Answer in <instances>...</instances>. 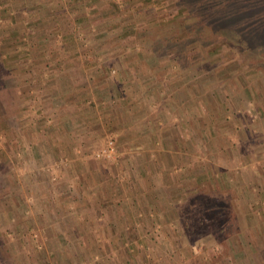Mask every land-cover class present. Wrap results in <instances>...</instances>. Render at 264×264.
I'll use <instances>...</instances> for the list:
<instances>
[{
    "label": "crops",
    "instance_id": "crops-1",
    "mask_svg": "<svg viewBox=\"0 0 264 264\" xmlns=\"http://www.w3.org/2000/svg\"><path fill=\"white\" fill-rule=\"evenodd\" d=\"M1 1L0 157L11 148L18 167L32 172L29 186L44 194L47 184L55 188L50 189L56 194L45 202L60 206L55 215L66 220V231L149 235L153 250L160 243L173 257L177 252L187 259L201 258L199 264L208 256L207 264L212 263L214 251L222 258L220 264L245 260L246 252H261L264 261V210H259L264 203V156L259 148L264 145L259 134L264 103L258 104L251 127L236 113L243 123L237 130V156L257 164L242 168L230 182L234 157L229 159L224 150L215 161V153L233 129L235 118L229 113L244 96L243 89L220 94L209 74L203 78L195 68L176 66L174 53L136 50L130 36L99 35L101 0ZM56 31L63 37L55 45ZM25 33L37 41L45 37L44 50L37 51L40 42L33 38L25 41ZM20 40L22 48L15 46ZM106 134L124 151L117 164L86 156ZM222 160L223 175L212 178ZM175 164L183 172H174ZM53 171L58 177L51 181ZM37 172L45 177L37 178ZM74 173L77 180L71 178ZM70 181L72 191L67 188ZM246 207L257 219L251 243H239L246 234L240 228L231 244L222 223L221 236L210 237L214 233L205 228L207 218L223 219L233 210V217L245 219ZM75 219L83 220L73 227ZM163 234L174 241L163 239L164 245L152 237ZM186 235L188 240L182 241ZM113 244L111 240L106 246ZM153 257L154 264L161 263L157 254Z\"/></svg>",
    "mask_w": 264,
    "mask_h": 264
},
{
    "label": "rangeland",
    "instance_id": "rangeland-1",
    "mask_svg": "<svg viewBox=\"0 0 264 264\" xmlns=\"http://www.w3.org/2000/svg\"><path fill=\"white\" fill-rule=\"evenodd\" d=\"M2 4L0 0V9ZM97 13L96 16L102 21L99 24L101 28L99 35L111 33L114 37L130 36L133 42H137L134 45L136 50L154 49L174 53L176 66L195 68L198 76L203 78L209 74L207 75L211 77L209 80L214 82L216 88L222 90L220 94L227 90L234 91L236 88L244 90V96L242 99L239 98L240 102L237 107L235 106L229 113L230 117L234 115L235 118L231 125L233 129H229L228 138L222 140L223 147L215 153L217 156L215 161L223 155L224 150L229 159L234 157L230 160L233 169L228 172L229 178H227L228 181L234 182L242 168H247L249 165L237 156L235 149L237 130L243 124L236 120V113L237 115L242 114L245 125L251 127L252 120L257 119L260 112L258 104L264 103V0H101V9ZM104 20L107 22L104 23ZM75 31L76 28L73 27L74 34ZM25 35L30 37L28 33ZM28 36L25 41L32 38L35 42L37 41L35 37L28 38ZM62 37L63 35L56 31L52 38L54 44L61 42ZM44 40L45 37L42 41H37L40 42L36 44L37 51L44 50V45H42L45 43ZM20 42L21 40L15 46L19 45L22 48ZM48 43L50 42L47 41V46ZM30 44L33 46L34 43ZM92 49L90 47L88 50ZM2 68L4 67H0ZM259 134L264 136V129ZM107 139L114 140L115 159L95 154L97 149L104 146ZM261 140L264 141V137ZM2 147L3 143L0 141V148ZM259 148L261 156H264V145ZM8 151V155L0 157V264H154L155 254L158 255L157 260L161 261L160 264L201 263L198 261L201 259L199 257L198 260L187 259L186 255L176 254L177 252L173 257V252L163 249L160 243L155 245L157 250H153L149 241L146 240L149 235L143 236L139 233L114 236L77 233L76 229H72V232L66 231L64 229L66 220L61 218V215H55V210L60 212L58 211L60 206L54 203V209L51 201L50 204L45 202L46 199L53 198L51 194H56L54 190H51L55 188H51L50 183L47 184L48 187L44 194L43 190L29 186V174L32 172L24 171L22 166L19 168L11 148H8ZM86 156L102 159L109 164H117L124 156V151L121 150L113 135L106 134L103 141L93 146ZM258 159L255 158V161ZM252 164L249 165L251 168ZM222 166H224V160L220 161V170L216 168L212 171V178L223 175ZM181 167L175 164L172 168L174 172H181L183 169ZM52 174L53 178L50 174L48 178L54 181L58 177V172L53 171ZM41 175L44 176L45 173ZM41 175L37 172L35 176L38 178ZM71 178L77 180V173H74ZM67 183V188L72 191L73 182ZM230 194L233 192L230 191ZM207 205L210 206L209 203ZM259 206L261 207L257 210H264V203H260ZM216 207H220V204ZM205 208L207 212V206ZM246 209L245 219L238 220L233 217V210L223 215V219L207 218L204 221L206 223L208 220L205 228H209L210 233H214L210 237L216 238V234L217 237L221 236L218 223H222V230L228 227L230 236L228 239H231V244L235 243L236 235L234 234L240 228H245L246 234H244V240L239 243H245V245L251 243L254 238L252 227L256 225L257 219L251 213L252 209L248 210L247 207ZM82 220H73V227ZM163 235L152 237H156L155 242L162 244L164 240L174 241L167 234ZM111 240L114 244L108 248L106 245L108 242L111 243ZM184 240H188V235L182 239ZM215 243L220 242L215 240ZM211 253L212 263L211 261L208 263L220 264L218 261L222 258L216 255L219 252ZM247 253L245 260H239L234 264H258L252 260V255L264 264L259 256L261 252ZM228 254L230 256L231 252ZM208 258L209 256L202 259L205 264L209 261ZM224 261L226 262L225 258H223V263Z\"/></svg>",
    "mask_w": 264,
    "mask_h": 264
},
{
    "label": "built area",
    "instance_id": "built-area-1",
    "mask_svg": "<svg viewBox=\"0 0 264 264\" xmlns=\"http://www.w3.org/2000/svg\"><path fill=\"white\" fill-rule=\"evenodd\" d=\"M97 156L106 157L109 159H115L116 148L113 139H107L104 146L95 151Z\"/></svg>",
    "mask_w": 264,
    "mask_h": 264
}]
</instances>
